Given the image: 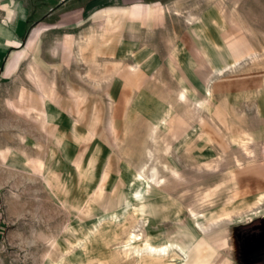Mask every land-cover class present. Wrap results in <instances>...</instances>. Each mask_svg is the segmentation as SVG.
<instances>
[{
  "label": "rangeland",
  "instance_id": "obj_1",
  "mask_svg": "<svg viewBox=\"0 0 264 264\" xmlns=\"http://www.w3.org/2000/svg\"><path fill=\"white\" fill-rule=\"evenodd\" d=\"M175 2L173 12L125 32L112 54L99 53L101 23L85 22L49 25L4 59L0 264H155L136 251L148 243H173L165 263L189 264L199 261L201 241L209 257L220 252L221 264H240L236 229L264 217V178L256 181L264 175V80L217 82L264 73V0ZM222 25L258 58L213 71L223 58ZM195 58L205 65L195 67ZM242 130L254 137L253 162L230 138ZM221 180L225 188L201 206V219L225 210L234 218L204 234L186 205ZM144 187H152L149 203L136 195ZM178 242L189 245L188 256Z\"/></svg>",
  "mask_w": 264,
  "mask_h": 264
},
{
  "label": "crops",
  "instance_id": "obj_2",
  "mask_svg": "<svg viewBox=\"0 0 264 264\" xmlns=\"http://www.w3.org/2000/svg\"><path fill=\"white\" fill-rule=\"evenodd\" d=\"M176 0H0V66L9 54L24 41L31 43L49 25L94 26L101 23L103 37L99 53L112 54L125 32L148 20L162 17V12L174 11ZM15 8V9H14ZM12 12V13H11ZM14 17V19H13ZM14 20V22H13ZM261 176V175H260ZM259 175L256 181H260ZM260 178V179H259ZM244 183L250 187L246 180ZM248 183V184H247ZM205 264H221L222 254L205 255ZM196 261V262H199Z\"/></svg>",
  "mask_w": 264,
  "mask_h": 264
},
{
  "label": "bare ground",
  "instance_id": "obj_3",
  "mask_svg": "<svg viewBox=\"0 0 264 264\" xmlns=\"http://www.w3.org/2000/svg\"><path fill=\"white\" fill-rule=\"evenodd\" d=\"M13 19H14V17H13ZM13 22H14V20H13ZM222 26H223L222 29H223V32H224L223 33V40H225V41H224V45H221V46L219 45L221 47V49L219 50V54L222 55L223 58L221 59L220 62H218V64L216 65V67L212 69L213 71L222 72V71H224V69L226 67H235V66H238L241 63L242 59L245 56L250 57V58H253V59H255V57L258 58V55H259L258 54L259 53V50L258 49H256V48L254 49L250 45L247 47L246 50L239 49L238 46H237L236 36L233 35L231 33V31H229V29L226 28L225 25H222ZM208 57L210 58L211 57V54H209ZM195 59H196V62L194 63V66L195 67H201V66H204L205 65V63H204L203 60L197 59V58H195ZM210 76H211V74L209 73L205 77L204 76L201 77V79H202L203 82L207 83L209 81ZM263 80H264V73H262V72H256V73L252 74V73H248V72H245V71L243 72L242 71L239 74L230 75V76L226 77L225 79H222L221 81H219L217 83L219 84V86L224 87V88L225 87L226 88L241 87V86H244V85H247V84L255 85V86L257 85L259 87L263 83ZM181 94L182 95H186L187 94V91L185 89H182L181 90ZM11 103L14 104L12 101H11ZM11 103H10V105H11ZM14 105L16 107H20L19 106L20 103H18V104L15 103ZM21 115H25V114H21ZM54 129H55V127H54ZM230 138L232 140H234V141H238L239 145L242 147V150L241 151H243L246 155L252 157V159H251L250 162L255 161V156L257 155V153H256L255 149H252L247 144V141L248 140L250 141V140H253L254 139V137L251 136V133H249L247 130H242V131H240L237 134L231 133L230 134ZM58 141L61 142L62 140H58ZM5 152H6V150H1L0 151V153L3 156L6 154ZM234 161H235V163L238 164V166H240V167H243L244 166L243 160L237 154L234 156ZM31 163L33 164L34 168H36V169H42V166L44 165L43 160H41L40 158H32L31 159ZM214 165L215 164L212 161H206V162H204V166L206 168H212ZM178 169H174V168L172 169V175L174 177H176V178L180 176V172H179ZM169 181H170L169 180V177L166 176L162 180L161 179L158 180L157 181V183H158L157 185L159 187L165 188L166 184H168ZM225 186H226V181L225 180H221L219 182H216V183L212 184V186H209V187L203 189L202 191H199L197 193L198 194L197 197L194 198L193 200H191L189 202V204L186 205L187 206V210H189L190 217L192 218V220L194 221V223L197 225V227H199L204 234H209L211 232H214V230H216L218 227H221V226L229 223V221H232L233 218H234V216H233V214L231 213L230 210H228V211L225 210V211L221 212L220 214L215 215V216H213L211 218H208V219H205V220H202L201 219V216L206 211V209H201V206L206 205V204H212L213 198L215 196H217L222 191V189L225 188ZM151 191H152V187H148V188H145V187L144 188H138V190L136 191V195L140 199H146L145 203L146 202L149 203L150 199H148V198L151 196ZM262 193L264 194V192H262ZM260 198H261V195H259V197H257V199L254 201L253 204L258 203ZM233 199H234V197H230L226 201L228 203V201H231ZM143 204H144V202H143ZM248 210H250V209H248ZM203 243H204V241H201V243H199V254L197 256H199L200 260L202 259V256L203 255L205 256V254L207 253V252H205L203 250L204 249ZM172 245H173V243H171L169 245H160V244L156 245V244H153V243L152 244L151 243H148L147 245H145V246H143L141 248L140 247L139 248L137 247L136 248V251H138L140 253V256H142V258L144 259L145 263H148V262L151 263L152 262V263H155V264H166L165 262H166V256H168V252L170 254V252L173 251V249H174V247ZM176 245L181 249V251H184L185 252L186 256L189 255V252H190L191 249L189 250L190 247L188 248L189 245L187 243H183L182 244V243H179L178 242V243H176ZM187 260L188 259H186V261L184 262V264H188L187 263ZM204 260H205V258H204ZM189 264H205V263L202 260V262L199 261V262L189 263Z\"/></svg>",
  "mask_w": 264,
  "mask_h": 264
},
{
  "label": "flooded vegetation",
  "instance_id": "obj_4",
  "mask_svg": "<svg viewBox=\"0 0 264 264\" xmlns=\"http://www.w3.org/2000/svg\"><path fill=\"white\" fill-rule=\"evenodd\" d=\"M240 264H264V217L236 229Z\"/></svg>",
  "mask_w": 264,
  "mask_h": 264
}]
</instances>
